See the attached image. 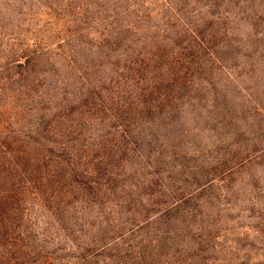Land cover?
I'll use <instances>...</instances> for the list:
<instances>
[{
    "label": "rangeland",
    "instance_id": "rangeland-1",
    "mask_svg": "<svg viewBox=\"0 0 264 264\" xmlns=\"http://www.w3.org/2000/svg\"><path fill=\"white\" fill-rule=\"evenodd\" d=\"M207 17L231 28L237 48L229 55L237 53L213 68L221 100L208 96L204 108L186 117L191 125L193 118L206 121L188 139L197 154L190 166L204 168L185 180L191 196L159 215L165 202L150 206L158 192H135L120 217L115 204L125 192L116 184L117 195L101 201L113 214L111 227L122 219L120 232L116 227L104 237L109 250L102 252L101 241L76 250L74 243L84 245L95 227L79 218L73 225L79 232L73 228L54 248L61 262L104 264L111 253L132 264L140 258L142 264H264V0H0V105H10L3 119L14 128L19 108L30 125L37 115L56 122L88 113L77 103L69 114L68 105L90 89L92 109L98 98L126 87L124 58L147 39L163 41L173 37L172 30L164 35L166 25L192 28ZM82 202L97 209L93 200L73 204L81 210ZM34 226L40 235L43 225L34 220Z\"/></svg>",
    "mask_w": 264,
    "mask_h": 264
},
{
    "label": "trees",
    "instance_id": "trees-1",
    "mask_svg": "<svg viewBox=\"0 0 264 264\" xmlns=\"http://www.w3.org/2000/svg\"><path fill=\"white\" fill-rule=\"evenodd\" d=\"M166 26L164 35L172 30L173 37L147 39L144 47L124 58L126 87H118L107 99L98 98L92 109L90 89L68 105L69 114L75 113L77 103L88 113L56 122L37 115L30 125L25 109L19 108L14 128L10 119H3L10 105H0V264H65L53 251L62 238L75 233L79 218L82 225L95 227L82 239L84 245L74 243L76 250L101 241L106 253L104 237L116 227L120 232L122 219L111 227L113 214L101 201L117 195L113 186L118 183L117 189L125 192L115 204L120 217L135 192L154 191L153 197L158 192L150 206L165 202L159 215L191 196L185 180L204 168L190 166L197 154L189 151L188 139L206 121L193 118L191 125L186 117L188 111L204 108L208 96L221 100L213 68L234 61L237 52L229 55V50L237 48L235 33L210 17L192 28ZM102 115H108V121ZM79 198L97 201V209H87L84 202L78 209L73 203ZM34 220L43 225L40 235L34 233ZM104 258V264H132L111 253Z\"/></svg>",
    "mask_w": 264,
    "mask_h": 264
}]
</instances>
